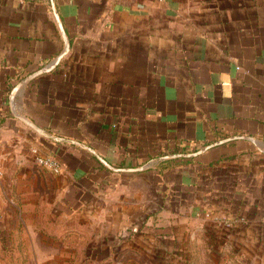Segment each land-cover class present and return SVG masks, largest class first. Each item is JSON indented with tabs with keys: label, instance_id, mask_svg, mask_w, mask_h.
Wrapping results in <instances>:
<instances>
[{
	"label": "crops",
	"instance_id": "0c3cea01",
	"mask_svg": "<svg viewBox=\"0 0 264 264\" xmlns=\"http://www.w3.org/2000/svg\"><path fill=\"white\" fill-rule=\"evenodd\" d=\"M4 164L264 250V0H0Z\"/></svg>",
	"mask_w": 264,
	"mask_h": 264
},
{
	"label": "rangeland",
	"instance_id": "374dc122",
	"mask_svg": "<svg viewBox=\"0 0 264 264\" xmlns=\"http://www.w3.org/2000/svg\"><path fill=\"white\" fill-rule=\"evenodd\" d=\"M29 165L37 166L34 160ZM4 167L0 264H264V250L237 244L225 224V230L205 229L167 215H143L136 223L112 215L119 209L110 207L105 192L93 197L85 185L77 193L59 192L54 182L47 187L38 176L31 181Z\"/></svg>",
	"mask_w": 264,
	"mask_h": 264
},
{
	"label": "water",
	"instance_id": "95a60500",
	"mask_svg": "<svg viewBox=\"0 0 264 264\" xmlns=\"http://www.w3.org/2000/svg\"><path fill=\"white\" fill-rule=\"evenodd\" d=\"M69 49V43L68 42H65V48L64 50L58 55V57L56 58V60L54 61V63H52L49 67H46V68H42V69H39L33 73H31L30 75H28L27 77H25L23 80H21L19 82V84L15 87V88H18L19 86H21L24 82L34 78L35 76H37L38 74H41L42 72H45V71H48L50 69H52L56 63L59 61V59L66 54V52L68 51ZM14 88V89H15ZM14 91V90H13ZM12 97V94L11 96ZM12 114L15 115L16 117H18L19 119L23 120L24 122H26L28 125H30L33 129L35 130H40L34 123H32L30 120H28L26 117H24L23 115H19V114H16L12 111ZM235 138H241V139H249L251 140L252 138L250 136H246V135H239V136H232L231 138L229 139H235ZM223 141H226V140H223ZM200 153V151H197V152H194V153H189V154H180V156H194L196 154ZM127 171H131V170H138V169H125Z\"/></svg>",
	"mask_w": 264,
	"mask_h": 264
},
{
	"label": "built area",
	"instance_id": "2783aa9c",
	"mask_svg": "<svg viewBox=\"0 0 264 264\" xmlns=\"http://www.w3.org/2000/svg\"><path fill=\"white\" fill-rule=\"evenodd\" d=\"M31 154L33 156L34 162L43 168L50 170L53 173H59L61 170L60 163L55 157L52 156H44L39 153V149L37 147L31 148ZM225 225L230 226L231 222L226 220L223 222Z\"/></svg>",
	"mask_w": 264,
	"mask_h": 264
},
{
	"label": "trees",
	"instance_id": "16d2710c",
	"mask_svg": "<svg viewBox=\"0 0 264 264\" xmlns=\"http://www.w3.org/2000/svg\"><path fill=\"white\" fill-rule=\"evenodd\" d=\"M163 163H165V160L158 164V167H160V170L163 168Z\"/></svg>",
	"mask_w": 264,
	"mask_h": 264
}]
</instances>
